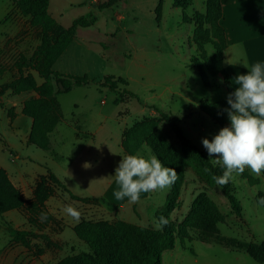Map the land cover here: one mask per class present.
<instances>
[{
    "label": "rangeland",
    "instance_id": "374dc122",
    "mask_svg": "<svg viewBox=\"0 0 264 264\" xmlns=\"http://www.w3.org/2000/svg\"><path fill=\"white\" fill-rule=\"evenodd\" d=\"M104 1L50 0L51 14L64 27H70L82 16L94 15L98 19L94 26L78 31L76 40L60 62L58 61L56 71L76 76L88 75L97 80L114 76L128 82L127 89L135 93L140 101L128 96L122 99L108 89L100 90L104 91L101 92V98L108 101V106H101V109L106 113L109 109L112 110V117L117 120L108 121L101 135V142L109 141V138L114 139L112 134L118 136L119 129L122 130L124 139L125 131L136 127L134 130L138 143L136 155L145 159L156 156L164 166L175 169L181 186L177 202L179 204L169 213L173 222H183L200 196H205L219 209L223 219L212 227L213 231L207 233L191 229L192 239L185 245L178 241L176 253H182L191 260H195L193 255H197L198 264H259L248 253L237 251L236 245L260 243L264 240V207L256 201V197L264 189L263 171L256 175L246 168L248 175L233 174V179L230 180L232 188L243 207L241 215L235 214L222 189L217 185H210L201 177L198 163L184 151L176 135L153 108L157 107L178 117L186 137L210 159L202 139L207 138L211 141L223 127L203 110L202 102L207 100L214 104L226 101L229 95L223 76L220 74L214 76L206 67L200 68L198 64L203 62L202 53L195 41V32L199 24L193 19L197 13L207 16L208 0H193L188 7L179 6L176 0H123L113 8L100 10L97 5ZM10 2L11 0H0V19L9 8ZM13 15L14 11L11 13V16ZM203 27L204 29L211 27V24H207V18L204 19ZM204 50L208 57L215 54L213 44H207ZM115 95L118 100L117 106H113L112 102ZM15 99L17 103L21 100L20 97ZM63 110L65 116L69 117L72 112L71 105L63 103ZM228 110L230 108L222 114L226 126H230L231 123ZM8 112H5L1 105L0 157H3L7 164L14 159L15 164L9 165L11 171L21 173L33 167L30 163L24 164L25 157L33 159L36 156L35 152H44L34 146H26L21 136L14 133L8 120ZM18 155H22V158L16 159ZM123 156V150L119 149L116 141L101 146V175L105 176L106 181L112 178ZM256 180L257 182L259 180V183L255 184ZM36 185L37 182L32 186L34 187L32 198L28 201L34 199ZM168 190L170 193L171 187ZM58 191H61L60 188L57 190L55 188L52 197H61ZM162 191L159 190V193ZM168 195L163 207L157 212L166 211ZM46 203L44 213L56 217V213L53 214ZM84 204L98 206L93 203ZM59 206V209L63 210L66 204L60 202ZM76 209L81 213L77 225L82 220L114 221L104 210L96 213L80 207ZM20 212L28 221L27 210ZM66 217H69L68 222L74 220L68 215ZM58 220V224H45L40 217L38 227L30 225L31 229L28 231L35 233L33 244L42 250L40 256L53 249L48 246L51 236L54 237L66 230L67 238L77 239L74 232L67 229L68 223L65 220ZM157 224L155 219V222L143 223V227L159 229ZM77 241L80 244L76 243L77 245L73 246L71 254L89 251L85 242ZM118 246L120 264H130L131 251L120 242ZM64 259L65 257H53L51 260L58 264ZM163 260L164 264H175L169 254H164Z\"/></svg>",
    "mask_w": 264,
    "mask_h": 264
},
{
    "label": "trees",
    "instance_id": "16d2710c",
    "mask_svg": "<svg viewBox=\"0 0 264 264\" xmlns=\"http://www.w3.org/2000/svg\"><path fill=\"white\" fill-rule=\"evenodd\" d=\"M121 1L123 0H105L99 3L97 7L100 10L110 9ZM192 2L193 0H176V3L181 7H188ZM13 3L23 16L30 17V26L37 32L36 35L41 39V43L31 57L24 54L17 57L14 68L19 72V77L0 87V100L7 93L15 96L35 94L25 100L22 110L25 116L33 120L28 140L30 145H34L41 150H50V136L63 120V113L57 96L68 94L76 88L97 86L99 90L108 89L117 93L122 99L128 96L131 99L140 101L135 93L127 89L129 84L123 78L106 76L103 80H97L88 75L76 76L54 70L57 61L76 39L78 31L81 28L94 26L97 23V17L94 15L82 16L76 19L70 27H64L49 12L50 0H13ZM205 18H207V24H211L208 29L203 27ZM158 19H160L159 14ZM222 20L221 0H208L207 16L197 13L193 19L194 22L199 24L195 32V41L202 53L203 62L198 63L200 68L206 67L214 76L222 75L228 95H230L234 93L235 87L224 65L227 41ZM207 44H213L215 48V54L212 57L205 54L204 49ZM32 72L38 75V78L42 81L41 83ZM116 103H118V100ZM153 108L176 135L184 151L198 163L201 177L210 185H216L213 178L221 176L224 169L219 165L213 166L205 153L191 139L186 137L180 125L181 120L178 117L163 112L157 107ZM202 108L217 124L226 127L222 114L227 108H230L227 100L214 104L204 100ZM8 114L11 119L14 118L13 109H10ZM134 130H136V127L126 130L124 133L122 146L126 156L136 155L138 150ZM243 173L247 174L246 171ZM255 182L257 184L259 180ZM180 186V179L177 175V179L172 184L167 197L166 211H159L155 214L157 223L159 218L163 216L168 221L166 225L159 229H153L123 220L112 222H87L82 220L74 227V232L81 241L88 245L89 251L70 254L58 264H120L119 242L126 245L131 251L130 264H163L162 257L165 251L174 250L178 241L185 245L188 240L192 239L191 229L203 230L209 233L213 231L212 227L223 219L217 206L205 196H200L183 222H173L169 217V213L179 204L177 202L180 195ZM55 187H60L68 192L75 201L112 206L105 198H80L73 195L50 171L46 176L39 178L35 187L34 199L28 201L24 198L20 189L13 184L7 171L0 167V215L13 210L24 211L25 209L28 212L29 224L35 228L38 227V220L46 208L45 203L54 195ZM222 192L229 201L234 213L241 215L243 207L235 196L231 181L222 188ZM256 201L264 207V202H262L264 201L263 192L258 194ZM45 214L47 217L44 219L45 224H58L59 220L54 215ZM6 227L15 244H19L33 251L36 256H40L42 250L37 249L36 245L33 244L34 231L18 230L10 223ZM48 246L50 248L60 247L51 238L48 240ZM236 248L237 251L248 253L257 263L264 264V240L260 243H240L236 245Z\"/></svg>",
    "mask_w": 264,
    "mask_h": 264
},
{
    "label": "crops",
    "instance_id": "0c3cea01",
    "mask_svg": "<svg viewBox=\"0 0 264 264\" xmlns=\"http://www.w3.org/2000/svg\"><path fill=\"white\" fill-rule=\"evenodd\" d=\"M221 2L223 9L222 26L227 41L224 65L235 87L238 75L246 74L248 68L256 63L264 65V0H221ZM13 11L15 15L11 16ZM51 15L53 16V14ZM0 28H2L0 32L1 87L19 77V72L14 68L17 55L24 54L31 57L40 45L41 39L35 35L34 29L30 26V17L23 16L19 10L15 9L13 0H11L3 18L0 19ZM58 61L54 66L55 71ZM32 73L38 78L35 72ZM101 92L104 91H100L95 86H88L76 88L70 93L64 94L71 96L70 98L62 97L63 95L57 96L63 113V120L50 136V150H42L44 153L35 152L34 160L25 157L24 164L30 163L33 167L16 173L11 171L9 166L15 164L16 161L12 159L7 164L5 159L0 157V167L7 171L11 181L22 191L26 200L32 198L34 188L32 186L40 177L46 176L50 171L73 195L80 198H105L112 205H86L83 202L73 200L70 194L62 188L55 187L56 190L60 188L61 191L58 192L61 197H51L46 204L53 214L56 213L57 219L65 220L68 223L67 229L73 232L79 220L68 222L67 214L59 209L60 202L75 208L80 207L86 211L92 210L96 213H101V210H104L107 215L111 216L112 220H123L143 226V223L155 222V213L163 207V202L169 193L168 188L163 190L161 194L159 190L142 193L139 201L134 203L129 202L127 198L124 200L115 199L113 192L118 187L114 177L115 172L108 181L105 180V176L101 175V146H107L108 142L116 141L119 149L123 150V134L122 130L119 129L117 131L118 136L112 134L114 139L109 138V141L101 142V135H103V130L106 129L108 121H117L112 117V110L109 109L106 113L101 109V106H108V101L101 98ZM34 95L15 96L7 93L0 100L5 112L14 109V118L11 119L8 114V120H10L11 129L21 136L26 146H34L28 143L33 120L25 116L22 110L25 100ZM19 97L21 100L18 99L17 103L15 98ZM116 100L117 96L115 95L112 100L113 106H117ZM63 103L71 105L72 112L69 117L64 114ZM123 154L126 156L124 150ZM21 158L22 155L16 156V159ZM86 164L87 167H85ZM8 223L18 230L31 229L27 219L18 210L0 215V264H55L56 261L53 263L51 260L53 257H66L71 254L70 252L73 251V246L77 245L76 243L80 244L77 241L80 239L75 232L77 239H70L66 237L65 230L54 237L51 236V240L60 245L59 248L54 247L42 256H36L33 251L13 242V238L6 227ZM176 250L165 251L163 256L169 254L175 264L199 263V256L193 255L195 260H191L182 253H176ZM65 251L67 252L65 253Z\"/></svg>",
    "mask_w": 264,
    "mask_h": 264
},
{
    "label": "clouds",
    "instance_id": "9594fccd",
    "mask_svg": "<svg viewBox=\"0 0 264 264\" xmlns=\"http://www.w3.org/2000/svg\"><path fill=\"white\" fill-rule=\"evenodd\" d=\"M227 102L230 126L223 127L211 141L202 139L210 162L224 169L221 176L213 178L221 189L233 179L234 173L240 175L246 168L256 175L264 171V65L256 63L246 74L238 75L235 91ZM114 177L118 186L113 192L115 199L127 198L134 203L139 201L142 193L171 187L177 172L164 166L156 156L145 159L127 155L115 169ZM63 211L76 221L80 219V211L72 205H66ZM46 218V214L41 213V219ZM167 223L161 216L157 227Z\"/></svg>",
    "mask_w": 264,
    "mask_h": 264
},
{
    "label": "built area",
    "instance_id": "2783aa9c",
    "mask_svg": "<svg viewBox=\"0 0 264 264\" xmlns=\"http://www.w3.org/2000/svg\"><path fill=\"white\" fill-rule=\"evenodd\" d=\"M0 104H1V102H0Z\"/></svg>",
    "mask_w": 264,
    "mask_h": 264
}]
</instances>
